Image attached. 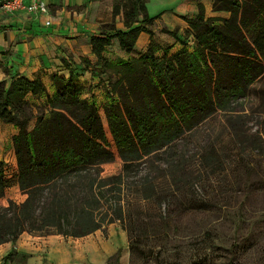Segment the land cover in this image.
<instances>
[{"label": "trees", "instance_id": "1", "mask_svg": "<svg viewBox=\"0 0 264 264\" xmlns=\"http://www.w3.org/2000/svg\"><path fill=\"white\" fill-rule=\"evenodd\" d=\"M114 16L124 13L127 32L90 38L105 71L116 74L105 106L82 96L74 74L53 77L56 91L43 106L27 99L41 95V79L24 75L0 82V121L19 128L13 137L18 184L27 194L22 203L9 200L6 163L0 160V244L16 242L25 232L81 237L121 220L124 177L139 174L138 164L150 157L170 163L168 151L186 134L218 111L242 110L250 86L264 76V0H214L229 18L206 17L200 6L188 18L195 45L157 56L152 41L140 56L108 62L103 53L114 38L131 51L142 31H152L146 0H113ZM106 28L114 29L113 24ZM253 35L254 38L251 37ZM37 118L30 129V122ZM123 162L118 175L104 176L103 165ZM13 251L4 257L7 264ZM111 264V263H109Z\"/></svg>", "mask_w": 264, "mask_h": 264}, {"label": "rangeland", "instance_id": "2", "mask_svg": "<svg viewBox=\"0 0 264 264\" xmlns=\"http://www.w3.org/2000/svg\"><path fill=\"white\" fill-rule=\"evenodd\" d=\"M243 106L218 111L186 134L168 151L169 164L154 156L142 160L137 176L124 177L125 217L85 236H64L70 254L88 240L116 242L125 235L128 264H264V76L250 86ZM98 107L106 123V107ZM14 162L9 157L6 164V205L27 198ZM103 168L104 176L118 175L123 162ZM123 252L108 264L124 261Z\"/></svg>", "mask_w": 264, "mask_h": 264}, {"label": "crops", "instance_id": "3", "mask_svg": "<svg viewBox=\"0 0 264 264\" xmlns=\"http://www.w3.org/2000/svg\"><path fill=\"white\" fill-rule=\"evenodd\" d=\"M0 0V82L9 86L13 76L24 75L32 80L41 79L46 91L41 95L28 94L27 99L36 106L46 104L56 91L53 77L69 78L74 74L76 83L82 86V96L97 106L111 104L116 98L108 94L109 84L117 78L116 74L105 71L98 56L93 52L90 38L101 34L127 32L141 25L143 19L127 27L124 13L114 16L113 0H43L49 6L48 14L31 13L24 9L8 11ZM148 14L153 18L148 31H142L134 48L129 52L123 49L118 38H114L103 53L104 58L113 64L122 63L134 57H140L155 42L159 48L157 56L170 54L187 46L194 49V31L188 21L198 15L200 6L206 17L229 18L231 13L216 10L214 0H146ZM51 24L47 25L46 22ZM113 24L114 29L106 28ZM35 117L30 129L36 124ZM19 128L0 121V160L8 162L14 158L13 167L17 170V159L13 146V137ZM124 233V232H123ZM125 235L118 241H86V248L69 251L68 241L61 234L38 235L24 232L14 243L0 244V264L10 252L16 258L7 264H108L109 258L123 248L124 261L128 264ZM86 253H88L86 255ZM22 258L23 262L17 260ZM96 263V264H97Z\"/></svg>", "mask_w": 264, "mask_h": 264}, {"label": "built area", "instance_id": "4", "mask_svg": "<svg viewBox=\"0 0 264 264\" xmlns=\"http://www.w3.org/2000/svg\"><path fill=\"white\" fill-rule=\"evenodd\" d=\"M3 6L8 11L24 9L31 13H40L48 14L49 6L43 0H5ZM47 25H50L51 22L47 21ZM8 162H6L7 164ZM6 174H7V165H6Z\"/></svg>", "mask_w": 264, "mask_h": 264}]
</instances>
